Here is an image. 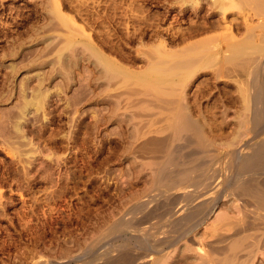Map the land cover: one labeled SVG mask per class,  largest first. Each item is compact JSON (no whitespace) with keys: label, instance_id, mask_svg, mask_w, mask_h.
<instances>
[{"label":"rangeland","instance_id":"374dc122","mask_svg":"<svg viewBox=\"0 0 264 264\" xmlns=\"http://www.w3.org/2000/svg\"><path fill=\"white\" fill-rule=\"evenodd\" d=\"M181 1L0 0V264H264V212L234 194L239 178L255 177H239L242 159L264 145L263 73L261 123L248 60L219 72L213 61L186 80L183 100L168 94L147 60L225 32L179 40L202 22ZM92 52L127 80L105 77ZM181 101L201 144L174 139ZM171 156L183 167L169 175ZM248 221L256 229L243 230Z\"/></svg>","mask_w":264,"mask_h":264},{"label":"bare ground","instance_id":"6f19581e","mask_svg":"<svg viewBox=\"0 0 264 264\" xmlns=\"http://www.w3.org/2000/svg\"><path fill=\"white\" fill-rule=\"evenodd\" d=\"M185 3H184V2ZM182 7L183 5L185 6H189V8L193 9L192 11L193 14H195L194 16H196L197 18L199 19H202V22H198L199 25H196L195 26H192V30L190 29V33L188 32V34L186 35H189L188 37H186L185 34H182L179 36V40H181L182 42L183 41H186L187 39L189 40V38H193L195 36H199L200 34H205L207 32L209 33H214V31H220V30H225L224 33L220 34V35H214V36H208L207 38H204V39H194L195 41L191 42L189 45H185L183 49H179V51L177 50L176 52H173V53H170L169 52H166V51H163L162 55L159 54V56H157L156 59H150V60H147L148 61V64L146 66L147 70H153L152 72H155L158 76V79H167L170 81V86H167L165 88H170V92L171 91H175V93H179L181 94L180 95V99L183 100V96H184V91H185V87L187 86V83H186V80L192 76V74H195L197 73L199 70L205 68L207 65H209L211 62L213 61H220L221 64L225 63V65H218V72L223 70L222 68H225L227 65L229 66V69L230 70H233L235 71L237 69V66H238V62L240 61H243V60H248L249 63H248V66L250 68L247 67L246 69V72H247V78L251 77L253 82H252V87H253V93L251 94L252 95V113H253V116H252V121L254 123H261L262 122V119H263V113L262 111L259 110V108L261 107V102H260V91L257 89L258 87L257 86V83H258V75L262 74L263 73V78H264V0H182ZM184 3V4H183ZM179 5V6H181ZM181 8V7H180ZM188 8V7H187ZM187 8L186 10L183 11L186 12L187 11ZM239 10V12L241 13V15H244V21H239L238 19H232V20H229L228 19V16H229V13L232 11V10ZM183 10V9H182ZM182 12V11H181ZM186 14V13H185ZM246 15H251L252 16H256L258 17L261 22L258 24V25H250L249 24V18H247L248 16ZM65 17V16H64ZM66 19V18H65ZM148 19V18H147ZM253 19V17L251 18ZM67 20V19H66ZM132 20V19H131ZM133 21V20H132ZM69 22V20H68ZM71 22V21H70ZM69 22V23H70ZM70 26V24H69ZM136 27V26H135ZM71 28V27H70ZM139 30V29H138ZM242 30H244V33L241 34V36L238 35V32H243ZM145 31V30H144ZM75 32V31H74ZM216 33V32H215ZM208 34V33H207ZM129 36V35H128ZM206 37V36H205ZM196 38V37H195ZM187 40V41H188ZM181 43V42H180ZM186 43V42H185ZM114 44V43H113ZM184 44V43H183ZM71 45V44H70ZM163 45V44H162ZM67 46V45H66ZM69 46V45H68ZM80 46V45H79ZM86 47V46H84ZM158 47V46H157ZM164 47V50H165V45L163 46ZM162 47V48H163ZM61 48V47H60ZM161 50H163L161 47H159ZM115 49V48H114ZM62 50V48L60 49ZM64 50V49H63ZM72 50V49H71ZM84 50V48H83ZM94 49H88V51H92ZM80 51V50H79ZM86 52V50H84ZM75 52V51H74ZM83 52V51H82ZM162 52V51H160ZM158 52V53H160ZM94 53V52H92ZM154 53V52H153ZM157 54H154L155 55H158ZM73 54V52H72ZM84 54V53H83ZM91 54V53H90ZM90 54H89V58L93 57L95 60V63H96V66L101 68V72L104 73L105 77L107 76V74H114L113 75H110L109 78H111V81L112 80H115L114 78H118L121 74H120V68H119V64L118 66L114 63H110L103 55L101 54H98V53H94L93 56L90 57ZM150 54V53H149ZM63 55V54H62ZM77 55V54H76ZM82 55V54H81ZM66 56V55H65ZM78 56V55H77ZM150 56H153V55H150ZM153 56V57H154ZM129 57V56H128ZM156 57V56H155ZM58 58V57H57ZM61 59V55L59 57ZM62 58H64L62 56ZM78 58V57H77ZM150 58V57H149ZM87 59V58H86ZM65 60V58H64ZM155 60V61H154ZM253 62H252V61ZM89 61V60H88ZM146 61V62H147ZM154 61V62H153ZM255 61V62H254ZM254 63L252 66H251V63ZM64 63V62H63ZM66 64V63H65ZM244 65H246L245 63H243ZM67 65V64H66ZM155 66H158V67H155ZM155 67V68H153ZM236 67V69H235ZM245 67V66H244ZM240 68V67H239ZM243 68V67H241ZM63 69V68H62ZM65 69V68H64ZM216 69V68H215ZM71 70V69H70ZM96 70V68H95ZM67 71V70H66ZM150 71V72H151ZM217 70H215V74L217 73L216 72ZM100 72V71H99ZM222 73V72H221ZM219 73V74H221ZM245 73V72H244ZM116 74V76H115ZM119 74V75H117ZM69 76V75H68ZM122 76V75H121ZM125 76V74L123 75ZM127 76V74H126ZM108 77V76H107ZM129 77V75L127 76ZM127 77H125L126 79H124V77H120L118 79H121L122 80H127ZM153 77V76H152ZM220 77V75H219ZM262 78V79H263ZM107 79V78H105ZM117 79V80H118ZM103 80V79H102ZM110 80V79H109ZM123 80V81H124ZM130 80V79H128ZM100 81V79L98 80ZM104 81V80H103ZM122 81V82H123ZM117 82V81H116ZM141 82V81H140ZM189 82V81H188ZM43 83V82H42ZM120 83V82H118ZM143 83V82H142ZM147 83V82H145ZM111 84V82H110ZM114 84V83H113ZM126 84V83H125ZM169 84V82H168ZM148 85V84H147ZM256 85V86H255ZM136 86V85H135ZM154 86V85H152ZM164 85H160V87H162ZM173 86V87H172ZM263 86V85H262ZM112 87V86H111ZM110 87V89H111ZM123 87V86H122ZM131 87V86H130ZM155 87H157L155 85ZM154 87V90L156 91ZM159 87V85H158ZM176 87V89H179V92H176V89L173 90L174 88ZM178 87V88H177ZM180 87V88H179ZM188 87V86H187ZM186 87V88H187ZM163 89L164 87L161 88V92H163ZM181 89V91H180ZM184 89V91H183ZM152 90V89H151ZM158 90V89H157ZM168 90V89H166ZM168 90V92H169ZM117 91V90H116ZM160 91V90H159ZM159 91L157 93H159ZM165 91V90H164ZM178 91V90H177ZM38 92V91H37ZM149 92V91H148ZM154 92V91H153ZM160 92V93H161ZM167 92V93H168ZM130 93V92H129ZM134 93V92H133ZM152 93V92H151ZM150 93V94H151ZM156 93V94H157ZM165 94L164 95H167L166 97H168V94H172L171 93H168V94ZM109 94V93H108ZM155 94V93H153ZM163 94V93H162ZM161 94V95H162ZM176 94L173 96L175 97ZM121 95H123L121 93ZM140 95V94H139ZM144 95V94H143ZM158 95V94H157ZM162 96V97H165V96ZM169 95V97H171ZM48 96V95H47ZM124 96V95H123ZM147 96V95H146ZM151 96V95H150ZM178 94H177V99H178ZM37 97V96H36ZM125 97V96H124ZM156 97V96H155ZM165 97V98H166ZM173 97V98H174ZM45 98V97H43ZM150 98V97H148ZM154 98V97H153ZM173 98H171L173 100V102L175 101ZM185 98V97H184ZM38 99V98H37ZM36 99V101H37ZM41 98H39L40 100ZM161 99V98H160ZM33 100V99H32ZM157 100V99H156ZM164 101V100H163ZM167 101V100H166ZM249 101V100H248ZM247 101V102H248ZM29 102V101H28ZM153 102V101H152ZM157 102V101H156ZM155 102V103H156ZM168 102H172L170 101V99L168 98ZM172 102V103H173ZM177 101H175L173 103L174 107L175 105L177 104L176 103ZM178 102H179V99H178ZM246 102V104H247ZM34 103V102H33ZM37 103V102H36ZM44 103V102H43ZM132 103V102H131ZM42 104V103H41ZM186 103L184 102L182 104V101H181V105H183L181 107L180 105V110L175 114L173 115L172 118H174V122H172L173 120H171V123H174L173 124V129L175 130V137L174 139L176 138L177 140H181V141H184L186 144H192L195 140L201 144L202 143V133H203V130H202V126L199 124L198 121L194 120L192 117L191 112L190 114L188 113L190 110L188 109L187 107V110L185 108V105ZM250 104V102L248 103ZM247 104V105H248ZM21 105V104H20ZM24 105V103L22 104ZM32 105V104H31ZM39 105V104H38ZM43 105V104H42ZM168 105V104H167ZM172 105V104H171ZM188 105V103H187ZM246 105V106H247ZM27 106H30L29 103H27ZM40 106V105H39ZM249 106V105H248ZM35 107V106H34ZM38 107V106H37ZM42 107V106H41ZM177 107V106H176ZM28 108V107H27ZM170 108V107H169ZM172 108V106H171ZM26 109V108H25ZM24 109V110H25ZM173 109V108H172ZM261 109V108H260ZM40 110V109H39ZM167 110V109H166ZM176 110V108H175ZM189 110V111H188ZM263 110V109H262ZM171 111V110H169ZM22 112V111H21ZM167 112V111H165ZM174 112V111H173ZM19 114V113H18ZM23 115V114H22ZM172 116V114L170 115ZM175 116V117H174ZM192 116V117H191ZM23 118V117H22ZM171 118V119H172ZM17 119V116L15 118V120ZM14 120V119H13ZM169 120H170V117H169ZM7 121V120H6ZM20 121V120H19ZM18 122V121H16ZM15 123V122H14ZM15 125V124H13ZM258 126V125H257ZM15 127V126H14ZM18 127V126H17ZM11 130V129H10ZM20 131V130H19ZM13 132V131H12ZM10 133V132H9ZM183 133V134H182ZM8 134V133H7ZM11 134V133H10ZM15 134V133H14ZM9 135V134H8ZM16 136V135H15ZM14 139V138H13ZM195 139V140H194ZM183 142V144H184ZM182 144V143H181ZM184 144V145H186ZM180 146V145H179ZM177 148V146H176ZM181 149V148H179ZM177 149V150H179ZM176 154V153H174ZM173 154V155H174ZM178 155V154H177ZM173 156H171L172 158ZM177 157V156H176ZM174 156V158H176ZM170 159L169 158V166H164L165 168L163 169V172H165L167 170V173L169 171V175H172L173 172L170 173V170L172 169H176L177 167H183V166H178L181 161L180 159L177 165V162H176V159ZM178 158V157H177ZM175 162V163H174ZM167 164V165H168ZM181 165V164H180ZM198 166V165H197ZM168 167V168H167ZM185 167V165H184ZM180 169V168H179ZM188 169V170H187ZM186 170L184 169L185 172L183 173H186L187 171H190V173L192 174L193 171H191V169L189 170V168H187ZM194 169V168H193ZM173 170V171H174ZM240 174H238L239 177H242V175H253L255 177H251L250 179H247V177L245 179L247 180H244V177L239 178V181L236 182V186H235V196L244 204V207L245 209L246 208H250L251 207H254L256 210H262L264 212V180L263 181H260V179H257V177L260 176H263L264 174V145L254 149L252 151L251 154L249 155H246L243 159H242V162H241V166H240ZM181 172V170H180ZM189 173V172H188ZM188 173H186L184 177H189L191 176V174L189 175ZM216 173V172H215ZM257 176H256V175ZM167 175V174H166ZM177 176V175H176ZM198 176V175H196ZM201 176V175H200ZM246 176V175H245ZM192 177V176H191ZM217 177V176H215ZM250 177V176H249ZM171 178V177H170ZM177 178V177H176ZM195 178V177H194ZM190 179V178H188ZM264 179V178H263ZM238 180V179H237ZM176 181V180H175ZM187 181V179H186ZM190 181V180H189ZM196 181V180H195ZM167 183L165 184V187H167V189L169 190H173L175 189L176 187H178L179 183L176 182H170V181H166ZM188 182V181H187ZM193 181H191L192 183ZM198 182V181H197ZM205 182V181H204ZM202 181V183H204ZM210 182V181H209ZM165 183V182H164ZM201 183V182H200ZM196 184V183H194ZM205 185V184H204ZM199 186V184H198ZM208 186H211V185H208ZM164 187V185H163ZM185 187V186H184ZM183 187V188H184ZM205 188V186H204ZM207 189V188H205ZM190 190V189H189ZM175 191V190H174ZM187 191V189H186ZM197 191V190H196ZM168 192V191H167ZM189 193V192H188ZM192 193V192H190ZM192 194H195V193H192ZM184 195V194H183ZM186 195V194H185ZM192 196L189 195V198H191ZM208 202V201H207ZM206 202V203H207ZM253 208V209H254ZM254 209V210H255ZM253 211V210H252ZM251 212V211H250ZM249 212V213H250ZM256 212V211H255ZM136 213V212H135ZM253 214V213H252ZM257 214V213H256ZM255 214V215H256ZM258 215V214H257ZM248 216V214H247ZM246 216V217H247ZM252 216V215H251ZM262 218H263V215H261ZM245 217V216H244ZM250 218V216H248ZM256 218V216H255ZM246 219V218H245ZM248 219V218H247ZM253 219V218H252ZM261 219V218H260ZM243 220V219H242ZM258 220V219H256ZM264 221V220H263ZM262 221V222H263ZM238 222V221H237ZM242 221L238 222L239 225H243V224H240ZM245 222V221H244ZM260 223V222H259ZM263 224V223H262ZM239 225L236 224V227H239ZM261 225V224H260ZM254 222H247L245 223L244 225V229L243 230H250L252 231V229H256L254 228ZM257 226V225H256ZM242 227V226H241ZM241 227L239 228L238 231H241L242 232V229ZM260 227V226H259ZM262 228V227H261ZM234 230V228H233ZM237 230V229H236ZM264 230V229H263ZM261 231V230H260ZM258 232L255 230V233ZM240 234V233H239ZM257 235V234H256ZM236 236V235H235ZM250 236L252 235H249L248 237L250 238ZM247 237V236H246ZM245 236L242 238V241H245L248 240L249 238H246ZM253 237H256L253 235ZM259 238V237H258ZM229 240V239H228ZM239 240V239H238ZM236 240V241H238ZM251 240V239H249ZM235 241V240H234ZM242 241L240 240V243H242ZM237 244V245H240ZM244 243V242H243ZM242 243V244H243ZM260 243V242H259ZM264 243V241H263ZM258 244V243H257ZM236 245V246H237ZM250 245V244H249ZM253 245V244H252ZM256 245V244H254ZM259 245V244H258ZM219 246V245H218ZM243 246V245H242ZM220 247V246H219ZM230 247V246H229ZM249 246L245 245V248L247 249ZM250 247H253V246H250ZM222 248V247H221ZM220 248V249H221ZM231 248V247H230ZM233 248V246H232ZM239 248H242L240 246H238V249ZM255 248V247H254ZM237 248H235L233 251H235L236 253H232L233 255L232 256H236L239 254L238 252H240ZM222 250L224 251V249L222 248ZM245 249H242L241 252L243 253ZM251 250V249H250ZM249 250V251H250ZM253 250V249H252ZM238 251V252H237ZM225 252V251H224ZM232 252V251H231ZM251 252V251H250ZM229 253V252H228ZM226 252V255L228 254ZM247 253H249L247 251ZM253 253V251L251 252ZM230 254V253H229ZM241 254V253H240ZM239 254V255H240ZM125 255V254H124ZM220 255V254H219ZM231 255V254H230ZM243 256V255H241ZM251 258L253 257L252 255H249ZM229 257V256H228ZM141 258V257H140ZM145 258V257H144ZM237 258H239L237 256ZM230 259V258H229ZM233 259V258H232ZM244 259V258H242ZM136 261L138 260L137 258L135 259ZM132 261L134 262V264L136 263V261ZM228 260V259H227ZM231 260V259H230ZM229 260V261H230ZM236 260V259H235ZM234 260V261H235ZM240 260V259H239ZM247 260V259H246ZM245 260V261H246ZM126 261V260H125ZM123 261V262H125ZM128 261V260H127ZM232 261V260H231ZM232 261V262H234ZM248 261V260H247ZM118 262V261H116ZM225 262H228L225 260ZM236 263V262H235ZM246 263V262H245ZM244 263V264H245ZM223 264V263H222ZM240 264V263H239ZM241 264H243L241 262ZM251 264V263H250Z\"/></svg>","mask_w":264,"mask_h":264}]
</instances>
